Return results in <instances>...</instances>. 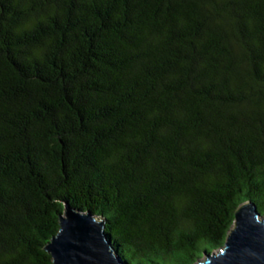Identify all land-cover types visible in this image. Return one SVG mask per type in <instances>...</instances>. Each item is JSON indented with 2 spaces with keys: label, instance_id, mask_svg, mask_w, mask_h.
<instances>
[{
  "label": "trees",
  "instance_id": "1",
  "mask_svg": "<svg viewBox=\"0 0 264 264\" xmlns=\"http://www.w3.org/2000/svg\"><path fill=\"white\" fill-rule=\"evenodd\" d=\"M264 217V0H0V264H52L68 206L126 264H196Z\"/></svg>",
  "mask_w": 264,
  "mask_h": 264
},
{
  "label": "water",
  "instance_id": "2",
  "mask_svg": "<svg viewBox=\"0 0 264 264\" xmlns=\"http://www.w3.org/2000/svg\"><path fill=\"white\" fill-rule=\"evenodd\" d=\"M52 264H126L105 235L104 222L66 206L58 233L45 248ZM198 264H264V219L245 203L219 250Z\"/></svg>",
  "mask_w": 264,
  "mask_h": 264
},
{
  "label": "rangeland",
  "instance_id": "3",
  "mask_svg": "<svg viewBox=\"0 0 264 264\" xmlns=\"http://www.w3.org/2000/svg\"><path fill=\"white\" fill-rule=\"evenodd\" d=\"M262 219H264V217H262ZM204 260V256H202L199 260H198V262L196 263V264H198L199 262H202Z\"/></svg>",
  "mask_w": 264,
  "mask_h": 264
}]
</instances>
